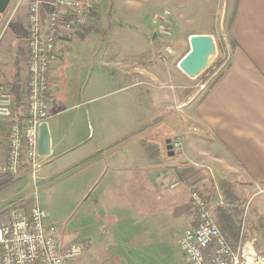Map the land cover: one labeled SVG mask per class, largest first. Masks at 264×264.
I'll use <instances>...</instances> for the list:
<instances>
[{"label":"crops","instance_id":"obj_1","mask_svg":"<svg viewBox=\"0 0 264 264\" xmlns=\"http://www.w3.org/2000/svg\"><path fill=\"white\" fill-rule=\"evenodd\" d=\"M27 4L0 0L4 84L15 61L26 76ZM14 6L24 18L6 23ZM94 18L93 29L60 41L52 64L49 155L13 176L0 201L24 199L28 213L38 183L66 180L74 205L61 239L83 245L85 263L103 249L118 264H182L177 239L194 226L189 189L212 186L222 199L215 180L227 181L247 201L245 218L250 204V237L264 253V0H98ZM221 21L230 58L183 106L198 88L176 68L179 58L158 61L159 29L216 38ZM6 135L0 121V169ZM167 140L181 143L172 156Z\"/></svg>","mask_w":264,"mask_h":264},{"label":"built area","instance_id":"obj_2","mask_svg":"<svg viewBox=\"0 0 264 264\" xmlns=\"http://www.w3.org/2000/svg\"><path fill=\"white\" fill-rule=\"evenodd\" d=\"M98 0H28L25 15V71L20 81L19 104L0 80V121L7 124L6 159L0 173L17 175L41 167L37 155L38 127L49 119L52 64L60 41L84 34L94 27ZM46 10L43 24L42 12ZM169 31L159 29L158 61H170ZM172 151L181 149L177 140ZM224 206L221 198L210 199L197 187L189 189L188 208L194 226L181 234L177 246L182 264H264V253L244 238V216L236 245H230L215 223L213 211ZM62 226L48 223L37 206L28 213L9 205L0 212V264H81L83 249L61 240Z\"/></svg>","mask_w":264,"mask_h":264},{"label":"rangeland","instance_id":"obj_3","mask_svg":"<svg viewBox=\"0 0 264 264\" xmlns=\"http://www.w3.org/2000/svg\"><path fill=\"white\" fill-rule=\"evenodd\" d=\"M16 5V4H14ZM15 9V10H14ZM18 9L14 6L13 9H11V11L8 13L5 22L7 23V21L9 20V17L12 15L11 19H13L14 17H16L18 15ZM20 15V20L24 18V15ZM10 19V21H11ZM18 21V27L20 28V23L23 22L22 21ZM223 23L222 21L218 23V25L215 28V33H216V44H217V49H218V58H220V62H222V65L224 63V61H226V59L228 58V50L227 49H231L233 46L229 45L225 35H224V29H223ZM21 29V28H20ZM169 31V36L167 38V45L170 46L171 50H172V54L170 56V62L172 59L177 60V58H179V60L189 51V46H188V37L186 35H182V34H176L175 32L171 31V29L168 30ZM179 37H181V39H178ZM187 38V39H186ZM224 38L227 41L228 47L226 45V43L224 42ZM160 48V43L158 42V49ZM217 58V59H218ZM158 59V58H157ZM178 60V61H179ZM219 65L217 67H215L213 69L212 72L208 73L206 77L202 78H198L197 80L193 81V83L195 84L196 88H198V90L205 85V83L207 82H211V79L213 78V75L218 71L219 69ZM209 86V84L203 89L206 90V88ZM203 91L199 94V96L202 95ZM199 96L196 98L199 99ZM26 174H28L26 172ZM30 174V173H29ZM25 175V174H23ZM19 173L17 175H15L14 177H18ZM27 176V175H26ZM30 176V175H29ZM13 177V178H14ZM216 181V185L218 186V189L220 191V184L222 183V181ZM5 188V187H4ZM0 189V192L4 189ZM212 186H203V190L205 191L206 194L209 195L210 199H214L212 197L215 196V194H213V190H212ZM70 187L69 184L66 180H62L61 179H55V180H48V181H43L38 183L37 185V189L35 192V196H36V201L37 202V206L43 210L45 212V214L47 215V221L48 223L51 224H56V225H61L62 229L64 231V220L67 216V214L69 213V211L71 210V207L74 205V201L73 199V194L70 193ZM199 189V188H198ZM216 192V191H214ZM34 199V196L33 198ZM242 201V200H241ZM24 199L22 201H15L13 203H8V204H4L2 201H0V212L3 211L4 207H7L9 205H14V207L18 206V209L22 208L25 210V202ZM239 205H241V207H246L247 205V201L243 200V202H240ZM218 208H223V209H231L230 206L227 207H216L213 211V215L215 213V211ZM244 213V212H243ZM247 213L248 216H246L245 218V227H244V237L247 240H252V238L250 237L253 233L251 231L250 225V204L247 206ZM140 216L145 217L143 215ZM190 218V216L188 217ZM215 218V216H214ZM242 219V216H241ZM145 220V218H144ZM64 227H63V225ZM262 228V227H261ZM256 231V230H255ZM262 237L264 238V234L262 235ZM62 240V239H61ZM63 242V240H62ZM65 243V242H64ZM82 247L83 249V253L85 252V247L81 244H78ZM255 247L257 248V243L254 242ZM107 254V250L103 251L102 250H91L88 254H87V260L86 263L84 262V258L83 255L81 256L80 260L82 264H118V261H114L112 262L111 260L109 261H105L104 257ZM89 255V256H88Z\"/></svg>","mask_w":264,"mask_h":264},{"label":"water","instance_id":"obj_4","mask_svg":"<svg viewBox=\"0 0 264 264\" xmlns=\"http://www.w3.org/2000/svg\"><path fill=\"white\" fill-rule=\"evenodd\" d=\"M155 39V38H154ZM188 46L189 51L177 62L176 68L190 81H195L200 78L207 70L213 65V63L218 58V49L216 40L213 35L209 34H197L190 35L188 37ZM224 42L227 41L224 38ZM228 50V58L225 63L218 69V71L213 75V78L219 73L227 64L230 58V49ZM212 78V79H213ZM211 79V80H212ZM209 84V82L205 83L196 94L183 106L189 105ZM166 150L168 151V155L172 156V147L171 141H166ZM50 152V137L48 132V127L46 123H42L38 127V138H37V155L40 158L46 157Z\"/></svg>","mask_w":264,"mask_h":264},{"label":"trees","instance_id":"obj_5","mask_svg":"<svg viewBox=\"0 0 264 264\" xmlns=\"http://www.w3.org/2000/svg\"><path fill=\"white\" fill-rule=\"evenodd\" d=\"M231 50V49H230ZM220 58H218L213 65L205 72L201 79L206 77L208 73L212 72L215 67L219 65L222 66V62H220ZM225 63V61H224ZM223 63V64H224ZM14 71L12 76L10 77L9 81L5 83V86L8 88L9 92L11 93L12 97L19 104V93H20V70L18 68V64L14 62ZM221 71L217 73V75L211 80L209 86L214 84L216 80L220 77ZM208 86V87H209ZM14 181L12 175L7 173H0V189L6 187L10 183ZM220 194L222 200L225 204L224 207L230 206L231 209H223L218 208L215 211V223L222 235L226 238L230 245H236L239 235H240V223H241V216L243 214V209L241 205H239L237 199L232 194L231 185L227 181H223L220 184ZM245 238V237H244ZM246 239V238H245Z\"/></svg>","mask_w":264,"mask_h":264}]
</instances>
